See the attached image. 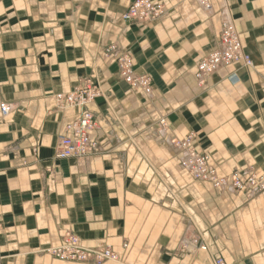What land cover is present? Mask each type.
<instances>
[{
  "label": "crops",
  "instance_id": "crops-1",
  "mask_svg": "<svg viewBox=\"0 0 264 264\" xmlns=\"http://www.w3.org/2000/svg\"><path fill=\"white\" fill-rule=\"evenodd\" d=\"M135 0H0V264L62 262L45 250L65 233L110 248L119 263L264 264V193L217 189L179 168L172 141L195 136L221 178L264 174V0H153L166 14L125 24ZM230 18L252 67H223L198 85L199 62ZM128 53L150 97L118 76L104 49ZM87 81L101 152L57 160L80 108L57 94ZM167 127L161 130L158 122Z\"/></svg>",
  "mask_w": 264,
  "mask_h": 264
},
{
  "label": "built area",
  "instance_id": "built-area-1",
  "mask_svg": "<svg viewBox=\"0 0 264 264\" xmlns=\"http://www.w3.org/2000/svg\"><path fill=\"white\" fill-rule=\"evenodd\" d=\"M205 11L211 10L208 0H195ZM166 14L165 5L153 0H135L121 16L125 24H146L159 20ZM104 57L112 58L116 64L119 78L130 88L141 91L150 97L153 93L152 80L149 76L135 71L131 56L111 45L104 49ZM241 64L244 68L252 67V61L242 47L239 33L233 21L225 18L220 25L218 46L203 58L197 65L194 78L198 85L203 86L207 79L223 67ZM103 97L99 86L87 81L82 87L69 93L57 94L55 101L61 108H80L82 113L78 119L65 127L66 135L58 139L54 157L57 160H85L101 152L99 144L91 139L90 133L96 128V121L86 107ZM9 105H1L2 117L8 116ZM162 128L167 124L164 119L159 121ZM172 143V142H171ZM179 156V168L198 182L210 183L217 189H232L244 191L247 194L264 193V179L249 175L234 173L230 178L218 177L216 170L209 164V157L198 153L195 149V136L190 133L183 140L173 142ZM45 252L56 260L81 264H103L119 262V256L110 248H85L79 239L70 233H65L62 243ZM214 264H225L222 259H215Z\"/></svg>",
  "mask_w": 264,
  "mask_h": 264
},
{
  "label": "rangeland",
  "instance_id": "rangeland-1",
  "mask_svg": "<svg viewBox=\"0 0 264 264\" xmlns=\"http://www.w3.org/2000/svg\"><path fill=\"white\" fill-rule=\"evenodd\" d=\"M134 90V89H133ZM139 91V90H138ZM160 121V120H159ZM158 125H159V127H160V129L161 130H165L166 128H162V126L159 124V122H158ZM178 141V140H177ZM173 142H176V140L175 141H172V143ZM172 146L175 148V146H174V144H172ZM177 150V149H176ZM179 161V160H178ZM179 164V163H178ZM210 164V163H209ZM182 171V170H181ZM240 176H244L245 175V177H243V180H245L249 175H253V176H257V177H261V178H263L264 179V174H259L258 173V171H256L255 169H250V168H248L247 170H244V172H242V173H238ZM219 177V176H218ZM221 178V177H220ZM120 262V261H119ZM119 262H117V263H119ZM71 263H73V262H71ZM113 263H115V262H113Z\"/></svg>",
  "mask_w": 264,
  "mask_h": 264
},
{
  "label": "bare ground",
  "instance_id": "bare-ground-1",
  "mask_svg": "<svg viewBox=\"0 0 264 264\" xmlns=\"http://www.w3.org/2000/svg\"><path fill=\"white\" fill-rule=\"evenodd\" d=\"M257 177V176H256Z\"/></svg>",
  "mask_w": 264,
  "mask_h": 264
}]
</instances>
